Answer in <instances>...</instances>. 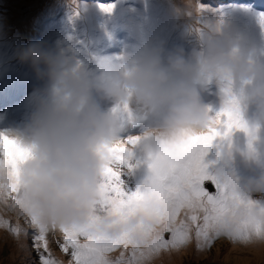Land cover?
Segmentation results:
<instances>
[{
	"label": "rangeland",
	"instance_id": "374dc122",
	"mask_svg": "<svg viewBox=\"0 0 264 264\" xmlns=\"http://www.w3.org/2000/svg\"><path fill=\"white\" fill-rule=\"evenodd\" d=\"M173 1L0 0V80L29 87L22 107L48 104L56 95L50 118L41 115L44 104L29 118L38 117L50 132L81 118L88 127L100 126L76 144L69 145L72 138L45 152L37 140L0 131V264H147L169 248L182 254L179 264H264L253 251L260 252L255 248L264 241L250 249L226 247H238L249 234L264 235V206L257 204L264 197V164L246 171L256 152L263 157L264 140L252 131L249 152H231V159L214 146L222 125L225 147L241 136L248 108L264 119V52L256 40L264 0H192L201 8L193 18L182 5L171 17ZM254 69L261 82L252 91L247 80ZM91 74L102 78L95 92L86 83ZM179 101L185 106L167 113ZM205 122L212 138L201 156L183 129ZM157 130L168 147L145 159L142 151L154 143L146 137ZM199 164L212 172H239V187L252 200L233 201L219 192L213 173L194 177ZM136 192L148 204L137 207ZM187 197L213 203L216 212L212 229L194 213L200 252L178 223ZM37 198L43 232L28 210ZM231 208L239 222L230 220ZM84 215L92 217L91 226L68 233V223ZM88 245L101 258L89 256Z\"/></svg>",
	"mask_w": 264,
	"mask_h": 264
},
{
	"label": "bare ground",
	"instance_id": "6f19581e",
	"mask_svg": "<svg viewBox=\"0 0 264 264\" xmlns=\"http://www.w3.org/2000/svg\"><path fill=\"white\" fill-rule=\"evenodd\" d=\"M181 5L187 9L186 12H188L190 18H193V14L198 9H201L198 6L193 5L192 0H174L169 5L171 17L173 14L174 17L177 18V16L179 15L178 12H179V8H181ZM189 9H191V10H189ZM234 13L244 14V13H246V10H243L242 12L234 11ZM259 30H260V33H258ZM263 32H264V22L260 23V25L257 26V37H256V40L258 41L257 46H260L259 48L262 52H264ZM88 79H89V82H86V83L91 85V88L94 92H95L94 87L95 86L99 87L98 85L102 84V78H99V77L95 76L94 74H91L88 77ZM247 81L249 82L248 88L252 89V91H254L253 90L254 88L257 89V85H259L261 82L260 73H259L258 69H254L252 71V73L250 74ZM80 85H82V84H80ZM80 88L85 93H89L88 89H86L85 87L80 86ZM55 96L56 95L54 93L53 98ZM253 102H256V101H253ZM184 104L185 103L182 101L176 102L175 104H173L175 106L172 108L171 112H167V113H176L177 111H179L180 109H182L185 106ZM250 111L252 112V116H251V118H248V112H250ZM225 117L227 118V114L225 115ZM226 118H224L223 120L218 122L217 126L221 125L222 122ZM219 119H220V117H218L215 121H210V122L215 123ZM242 124H243V127H242L243 131L241 132V136L238 138H234V139L230 140L227 143L229 145L228 147H225L226 143H225L224 135L220 134L221 130L225 127L224 125L221 126V129L216 134V135H218V140L214 144V146L217 148L222 147V149L219 150L220 153L222 155L228 156L230 159H231V157L229 156V154L231 152L233 153V157L237 156V154L240 152L241 153H248L249 152L250 145L252 144V141L254 140L252 137V131L255 130L257 132H260V135H261L262 139L264 140V119L262 120L259 118L258 113L254 107H250V110H249V108L247 109L246 118L242 122ZM205 125H206V122L203 125L196 124V125L189 126L186 129H183V130H190L188 133H190L191 138L196 139V145L199 147L198 153L201 156L204 154L203 146H204L205 141L212 138V133L204 132L203 128L205 127ZM217 126H214L213 129H215ZM180 133L181 132L178 133L179 138H180V136H179ZM162 137H163L162 132L159 130L153 131V135H150V137H146V139H149V138L152 139L153 138L154 143H151L150 145L146 146L145 149L142 151V155L144 156L145 159H148L149 157L153 156L158 151V149H160L162 147L163 144L168 147L166 141L164 139H162ZM38 139L40 140L39 137H38ZM174 145L176 146V150H177L179 146L177 145L176 142H174ZM134 147H135V144H134ZM135 148H137V147H135ZM137 149H138V151H140L139 148H137ZM263 149H264V147H263ZM178 151L179 152H181V151L185 152L186 149L185 148H179ZM263 164H264V153H263V157L261 158L260 153L256 152L251 159V165L247 166V168L249 170H246V171H250L252 174V173L258 171ZM231 167H233L232 163H230V168ZM241 169H243V167ZM15 172H16V170H15ZM192 172H193L194 177H196L197 175H209L210 173H213V175H215V177L220 182L219 192H221L225 195H228V197H231L230 199L233 201L240 200L241 202H248V201L252 200L250 197H245L244 193L242 192L241 188L239 187V182L237 179V177L241 175L239 172H237L236 174H232V173H229L227 171L225 173H223V171L221 169H218L216 172H212V171H209L207 168L201 166L200 164L195 166L193 168ZM141 190H144V189H141ZM3 193H5V192L3 191V186L0 183V201H4V198L2 197ZM38 198H40V197H38ZM38 198L36 199L37 202L28 203V210L30 212H32L35 221L38 223L41 231L43 232L44 228L42 226L41 212H40L39 207H38L39 204L41 203V200H38ZM136 198L140 201L139 204L137 205V207L141 208L142 206L148 204V203H144L142 201L143 200V194L142 193L136 192ZM187 198L188 199L183 203V205H181L179 207L181 210L178 213V223L180 226H184L188 230V235L191 236L192 247L196 250L200 248L199 249V252H200L201 248L203 247V244H201V246H200L197 243V241H198L196 238L197 234L195 232L194 224L192 223V218L195 217L194 213H196L197 216L201 220H207L209 222L208 228L212 229L213 222H214L213 219L216 217V212L214 211V206H213V203H211V202L208 204V206H205L204 203H202V202L193 201L189 197H187ZM257 204L264 206V197L261 198L260 202ZM166 212H167V210L164 213H166ZM226 213L229 215V217L231 218L230 220H232V221L236 220L237 222H239L241 220V219H239L240 214L237 213V211L234 208H231V212L226 211ZM69 216L70 215H69V211H68L67 217H69ZM261 217H263V220H264V215H262ZM91 221H92V217L90 215H84L81 222H79V223H76V222L68 223V233L72 234L80 226H91ZM263 225H264V223H263ZM0 226H1V229H3L1 223H0ZM253 238H254V236H252V234H249L246 241L236 243L238 247L233 246L234 243H232L231 245L227 244L226 247L228 249L229 248L230 249H242L241 246L245 245L244 247H249V249H250V247L253 246L255 243L260 242V241H264V235L263 234H261V236L258 238H255V239H253ZM93 239L95 240L96 237H93ZM199 241L202 242V240H199ZM162 247H164V246H162ZM255 249H262L263 251L260 250V252H257L255 250H253V251L257 253V254L255 253L256 257L264 258V244L262 243V246H256ZM100 250H102V248ZM202 250H203V248H202ZM84 251L89 256L91 255V256H94L96 258H101V255H97V251H94V249L91 248V246L89 247V245L85 246ZM152 251H154V250H152ZM181 258H182V254L180 252H178L176 249H171V248L161 249V250L159 249V251L157 252V255L152 257L147 264H152L153 261L155 262L154 264H179V263H181Z\"/></svg>",
	"mask_w": 264,
	"mask_h": 264
},
{
	"label": "trees",
	"instance_id": "16d2710c",
	"mask_svg": "<svg viewBox=\"0 0 264 264\" xmlns=\"http://www.w3.org/2000/svg\"><path fill=\"white\" fill-rule=\"evenodd\" d=\"M79 86V85H78ZM19 87H20V89L24 92V94L26 93V90H27V88H28V86H26L25 84H21V85H19ZM5 97L6 96H4V99H5ZM1 99V98H0ZM49 99H50V101L48 102V105H46V108L44 109V111L42 112V115H47L46 114V111L47 110H51V109H53V108H55V107H57L56 106V103H55V99L53 98V97H49ZM176 102H174L173 104H175ZM172 104V105H173ZM1 105H2V103H1V100H0V109L2 108L1 107ZM26 118V117H25ZM35 118V117H34ZM43 123V122H42ZM81 132H82V129H81V125H80V119H78V121L77 122H75L74 123V125L71 127V131L69 132V133H63V134H61L60 136H58V135H56V134H53V133H50V132H47V133H45V132H42V133H40V135L38 136L39 138H40V140L37 138V139H34V140H37V142L36 143H39L40 144V148L42 149V151H45V150H47V149H50V148H47V147H45V145H44V143L45 142H48V141H50V140H53V142H57L58 140H60V139H58V138H61V137H64V138H67V137H69V136H72V135H74V136H77V138H80V136H81ZM58 134H60L61 132L59 131V132H57ZM91 135V134H90ZM32 141V140H31ZM65 144H68V143H66V142H64ZM13 145H17V143L16 142H14L13 143Z\"/></svg>",
	"mask_w": 264,
	"mask_h": 264
},
{
	"label": "water",
	"instance_id": "95a60500",
	"mask_svg": "<svg viewBox=\"0 0 264 264\" xmlns=\"http://www.w3.org/2000/svg\"><path fill=\"white\" fill-rule=\"evenodd\" d=\"M208 190L211 191V185H208ZM200 264H230V263H226V262H221V261H217V260H209V261H205L202 262Z\"/></svg>",
	"mask_w": 264,
	"mask_h": 264
}]
</instances>
